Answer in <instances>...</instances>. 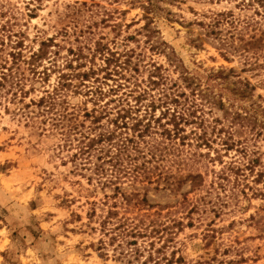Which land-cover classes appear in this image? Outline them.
Instances as JSON below:
<instances>
[{"label": "rangeland", "instance_id": "1", "mask_svg": "<svg viewBox=\"0 0 264 264\" xmlns=\"http://www.w3.org/2000/svg\"><path fill=\"white\" fill-rule=\"evenodd\" d=\"M167 260L264 264V0H0V264Z\"/></svg>", "mask_w": 264, "mask_h": 264}, {"label": "trees", "instance_id": "2", "mask_svg": "<svg viewBox=\"0 0 264 264\" xmlns=\"http://www.w3.org/2000/svg\"><path fill=\"white\" fill-rule=\"evenodd\" d=\"M101 136L104 137V135H101ZM98 140H100V138ZM164 264H169V260H167Z\"/></svg>", "mask_w": 264, "mask_h": 264}]
</instances>
